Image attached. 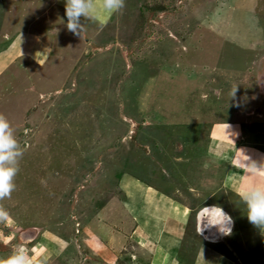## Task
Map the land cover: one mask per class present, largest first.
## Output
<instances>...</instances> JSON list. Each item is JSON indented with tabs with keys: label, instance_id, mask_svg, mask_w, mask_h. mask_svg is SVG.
Masks as SVG:
<instances>
[{
	"label": "rangeland",
	"instance_id": "obj_1",
	"mask_svg": "<svg viewBox=\"0 0 264 264\" xmlns=\"http://www.w3.org/2000/svg\"><path fill=\"white\" fill-rule=\"evenodd\" d=\"M59 4L0 0V48L17 41L24 54V37H40V50L0 78V115L23 152L15 190L0 200L9 213L0 261L22 246L43 264H129L137 249L123 240L144 236L133 200L142 184L192 210L200 198L238 215L235 264H264L263 232L240 195L218 190L225 168L203 149L211 122L248 109L264 121V0H124L113 13L98 7L100 31L81 18V37L67 30ZM249 130V144L264 149V125ZM206 182L188 195L190 184ZM111 242H123L118 252ZM180 253L176 261L187 263ZM207 259L197 263L216 264Z\"/></svg>",
	"mask_w": 264,
	"mask_h": 264
},
{
	"label": "crops",
	"instance_id": "obj_2",
	"mask_svg": "<svg viewBox=\"0 0 264 264\" xmlns=\"http://www.w3.org/2000/svg\"><path fill=\"white\" fill-rule=\"evenodd\" d=\"M94 3L97 8L102 5L101 0H94ZM58 6H60L62 10H65V8L60 4ZM103 11L104 10L102 9V12ZM102 12H99L101 17L103 16ZM100 16L97 15L95 19H92L95 23H97L95 27H97V30L99 31L100 27L102 30L104 25H106L101 23ZM112 18H110L108 21H110ZM4 40L7 41L9 39L5 38ZM24 40H26V44L23 45L25 48L24 54H21L22 49L18 48L20 45H18L19 42L17 41L15 42V44L18 45L17 50L13 48L15 44H8L6 47L0 48V78L2 74L4 75L8 73L14 65L17 66L19 64L18 61L21 60V58H23L22 60L29 59V56H31L34 51L38 52L40 50V37L36 32H30L29 35H27V38L24 37ZM86 42L87 46H89L90 42L88 39H86ZM97 43L98 42H96V44ZM18 49H20V52H18ZM41 50L44 51V48H41ZM11 74L12 73L9 75ZM38 98L40 99V97ZM241 115L242 117L237 120L223 119L207 124L206 136L208 138L206 137V140L208 141H206V147L203 146V149L205 148L207 153L205 157L209 159L208 163H214L211 159L212 157L214 161L218 162L226 170H224L225 174L219 182L217 187L218 190L224 194L228 193L232 195H240V197L242 196V193L250 186L255 184H264V173H259L256 175L245 174L244 164L242 163V161L245 160V163H248L249 161H255L259 166L260 163L264 162L263 147L259 146L260 144H249L252 141L247 139L249 138V135L247 134H253V132L249 130V127L252 128L253 124L264 125V121L260 118L261 113L258 112L255 114L254 109L244 110ZM217 123L221 125L218 124L220 127L215 128ZM187 124H191L192 126L195 125V123L193 124L192 122ZM197 130L198 128L196 127V129L192 131ZM233 133L235 135H233ZM212 136H219L221 140H213L212 142ZM262 137H264V135ZM248 158L249 160H247ZM205 166L206 164H203L202 168ZM209 168H207V170ZM213 171L214 170H212L211 173H213ZM164 173L167 176V173ZM223 173H221V176ZM207 175L208 173L206 172L204 179ZM138 187L137 185L133 187L135 188L133 200H140L139 205L142 206L141 208L144 213L141 215L142 221L138 222V224L136 223L135 227L137 228L136 230L139 231V233H143L144 236L135 238L132 237L129 239L128 243L123 240L126 245H133H129L130 248L133 247L135 250H138H136V252L131 256L129 264H156V262L157 264H199L197 263L198 259L206 260V258L209 259V257L216 260V264H235L234 258L239 259L236 257L237 254L234 252V246L237 243V238L239 237L238 232H235V226L232 225L231 235L224 236L218 232L216 227H207L206 221L201 223V218L205 211L204 207L213 206L214 203L199 198V204L197 208L192 210L190 206L191 201L189 205H185L179 199L172 201V199H170L168 196L164 195L163 193H159L158 189L153 186L142 187V184H140ZM207 187H210L208 182L202 183L200 188L193 187L190 184L187 187V193L188 195L193 196V198H197L199 190L207 189ZM146 189L147 193H145ZM142 191H144V193ZM146 194L150 201H147V198H144ZM183 195H186V192L183 193L182 196ZM241 205H243V208L246 210V206L243 201L241 202ZM134 208L135 207H133V210ZM224 211L230 215L229 211H226L225 209ZM190 219H193L191 221L193 223L189 228H187L188 221ZM233 221L235 224L234 218ZM200 223L202 231L200 228ZM187 229L189 238L185 237V230L187 232ZM262 235H264V232ZM112 237L115 239L114 234ZM41 238L45 239L43 240V244L46 242L50 243V241H48L49 238H44L43 236ZM38 239H40V237ZM235 239L236 241H234ZM120 243L111 244L110 247L113 246L112 251L118 252ZM183 243H186V245L183 246ZM223 248L225 249L227 255L230 254L231 257H227L225 255V253L222 251ZM181 251H183L184 255L181 253L180 254L187 258V263L182 262L183 260L179 262L176 261L175 256H177V254ZM109 255L111 254L108 253V256ZM200 256L204 258H198ZM148 257H150V259L147 262Z\"/></svg>",
	"mask_w": 264,
	"mask_h": 264
},
{
	"label": "clouds",
	"instance_id": "obj_3",
	"mask_svg": "<svg viewBox=\"0 0 264 264\" xmlns=\"http://www.w3.org/2000/svg\"><path fill=\"white\" fill-rule=\"evenodd\" d=\"M64 4L67 30L81 37L83 31L81 18L91 20L97 16L98 8L94 0H64ZM123 6L124 0H102V9L106 13L116 12ZM236 90L237 88L231 98L235 96ZM233 135L235 134L233 133ZM22 155L23 152L13 135L9 121L0 115V200L10 197L15 190L14 178L19 171L18 160ZM245 161H242L245 174L264 173V162L258 166L255 161L248 163ZM241 198L246 206V216L249 223L264 232V184L250 186L242 193ZM204 209L201 223L206 221L207 227H216L221 235H231L233 219L222 207L213 205L204 207ZM8 218L7 210L0 208V221H6ZM0 264H43V260L32 257L21 246L6 259L0 261Z\"/></svg>",
	"mask_w": 264,
	"mask_h": 264
},
{
	"label": "trees",
	"instance_id": "obj_4",
	"mask_svg": "<svg viewBox=\"0 0 264 264\" xmlns=\"http://www.w3.org/2000/svg\"><path fill=\"white\" fill-rule=\"evenodd\" d=\"M234 219H235V220L239 219V218H238V215H237L236 217H234ZM237 221H238V220H237ZM245 227H246L245 225L242 226V228H245ZM247 228H248V226H247Z\"/></svg>",
	"mask_w": 264,
	"mask_h": 264
},
{
	"label": "bare ground",
	"instance_id": "obj_5",
	"mask_svg": "<svg viewBox=\"0 0 264 264\" xmlns=\"http://www.w3.org/2000/svg\"><path fill=\"white\" fill-rule=\"evenodd\" d=\"M99 110H100V109H99ZM90 118H91V117H90ZM117 130H118V128H117ZM233 226H234V221H233ZM114 242H115V241H114ZM114 242H113V243L111 242V244H115ZM208 242H211V241H208Z\"/></svg>",
	"mask_w": 264,
	"mask_h": 264
}]
</instances>
